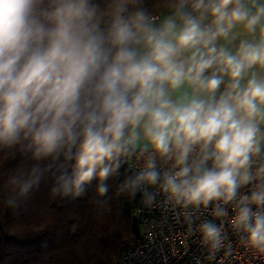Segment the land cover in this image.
<instances>
[{"label": "clouds", "instance_id": "obj_1", "mask_svg": "<svg viewBox=\"0 0 264 264\" xmlns=\"http://www.w3.org/2000/svg\"><path fill=\"white\" fill-rule=\"evenodd\" d=\"M42 187L264 261V0H0V209Z\"/></svg>", "mask_w": 264, "mask_h": 264}, {"label": "trees", "instance_id": "obj_2", "mask_svg": "<svg viewBox=\"0 0 264 264\" xmlns=\"http://www.w3.org/2000/svg\"><path fill=\"white\" fill-rule=\"evenodd\" d=\"M94 189L78 201L50 199L47 187L13 214L0 209V264H116L140 229L141 204L113 195L98 209Z\"/></svg>", "mask_w": 264, "mask_h": 264}, {"label": "built area", "instance_id": "obj_3", "mask_svg": "<svg viewBox=\"0 0 264 264\" xmlns=\"http://www.w3.org/2000/svg\"><path fill=\"white\" fill-rule=\"evenodd\" d=\"M133 219L140 234L127 243L116 264H264L253 258L230 228L225 229L227 250L210 260L207 250L187 234L178 210L166 206L147 209L140 205L134 210Z\"/></svg>", "mask_w": 264, "mask_h": 264}]
</instances>
